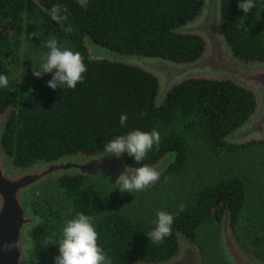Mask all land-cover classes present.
<instances>
[{
	"label": "trees",
	"instance_id": "1",
	"mask_svg": "<svg viewBox=\"0 0 264 264\" xmlns=\"http://www.w3.org/2000/svg\"><path fill=\"white\" fill-rule=\"evenodd\" d=\"M239 2L221 0L224 38L242 62L264 63V15L243 13ZM260 2L256 6L264 7ZM54 4L67 8L68 22L75 31L65 33L50 19L47 10ZM203 5L204 0H89L88 7L82 8L76 0H39V5L34 0H0V73L9 77V86L0 89V114L14 107L1 145L13 164L25 168L68 155L100 154L110 139L132 129H156L161 143L141 164L121 155L128 167L153 166L167 154H175V161L161 180L185 166L195 140L216 156L251 148L264 150V138L248 143L225 141L257 108L254 92L232 79L190 77L158 99L160 83L155 75L136 66L89 58L86 41L124 55L176 64L194 62L204 52L203 41L195 35L177 33L176 29L196 20ZM32 32L39 33L38 38L30 37ZM22 35L33 43L55 37L78 51L88 69L84 82L74 90H53L47 86L51 74L33 76L23 85L12 81L5 60L12 56ZM122 112L128 114L123 128L119 124ZM57 183L74 213L95 218L98 244L112 258V264L165 262L178 252L179 234L197 244L205 258L199 231L207 227L214 237L205 264H228L217 248L218 227L228 209L230 227L237 237L236 227L247 198V186L239 177L201 188L183 211L167 210L178 213L172 234L156 245L147 237L155 218L142 221L117 212L100 214L101 192L86 187L83 176L60 177ZM31 207L40 222L28 234L29 264H44L38 254L47 239L57 233L61 219L57 211L39 214L35 202ZM256 256L261 258L263 254Z\"/></svg>",
	"mask_w": 264,
	"mask_h": 264
},
{
	"label": "water",
	"instance_id": "2",
	"mask_svg": "<svg viewBox=\"0 0 264 264\" xmlns=\"http://www.w3.org/2000/svg\"><path fill=\"white\" fill-rule=\"evenodd\" d=\"M34 1L39 5V0ZM220 8L221 0H204L199 17L176 29L177 33L195 35L203 41L204 52L194 62L176 64L160 58L124 55L86 41L89 58L136 66L155 75L160 83L158 99L163 92L190 77L232 79L237 85L254 92L257 108L242 126L225 137V141L248 143L262 140L264 63H244L234 56L221 30ZM13 110L14 107H10L0 114V264H28L26 252L31 246L28 234L40 222L29 211L30 198L36 188L47 181H55L65 176H103L116 180L127 165L122 156L106 155L103 152L91 156L68 155L51 162H37L25 168L16 167L1 145ZM174 161L175 154L169 153L151 167L161 173V178ZM178 244V252L172 258L157 264H202L199 249L182 234L178 235ZM219 245L228 264H264L252 259L237 243L230 227L228 209L221 221Z\"/></svg>",
	"mask_w": 264,
	"mask_h": 264
},
{
	"label": "rangeland",
	"instance_id": "3",
	"mask_svg": "<svg viewBox=\"0 0 264 264\" xmlns=\"http://www.w3.org/2000/svg\"><path fill=\"white\" fill-rule=\"evenodd\" d=\"M260 1L264 2V0H257V2ZM249 13L251 16H263L264 7L256 6ZM43 40L33 43L26 35H22L19 38V44L14 46L12 56L5 60L10 79L18 85L27 84L33 78V69L37 68V64L46 51L42 47ZM59 42L69 46L65 42ZM230 177L241 178L247 186L246 204L236 227L237 237L233 235L247 255L264 262V150L262 149L251 148L216 156L200 140H195L185 166L178 171L170 172L164 179H159L146 190L132 194L120 192L118 189L110 191L115 187L113 184L116 180L103 176H85L84 185L101 192L100 214L117 212L133 220L149 221L156 218L158 211L180 208V205L185 206L201 188ZM33 202L39 214L48 211L58 212L61 221L55 234H59L64 221L75 214L57 180L42 184L36 188L30 198L29 211L40 220V216L32 211L31 203ZM220 228L221 224L218 227L216 240L219 254L224 260L219 245ZM212 236L209 227L199 231V237H201L199 242L204 249L205 258L200 247L195 245L199 249L202 264H205L211 254L209 243L212 244L214 237ZM26 253L29 264L31 258L28 250ZM258 253L263 254V257L258 258L256 256ZM58 254L57 244L48 243L41 249L38 258L44 264H54V258ZM206 263L209 264V262Z\"/></svg>",
	"mask_w": 264,
	"mask_h": 264
},
{
	"label": "clouds",
	"instance_id": "4",
	"mask_svg": "<svg viewBox=\"0 0 264 264\" xmlns=\"http://www.w3.org/2000/svg\"><path fill=\"white\" fill-rule=\"evenodd\" d=\"M76 3L82 8H87L89 0H76ZM256 5L257 0H240L238 3V7L245 14L256 8ZM47 15L60 26L63 32L71 33L76 30L68 22L66 7L54 4L47 10ZM29 35L32 38H38L39 33L32 32ZM42 47L46 51L38 69H33L34 77L41 78L43 75L51 74L47 86L53 90L57 88L74 90L79 83L84 82V74L88 69L78 51L70 46L62 45L55 37L44 39ZM8 86L9 77L0 73V89ZM127 121L128 114L122 112L119 115L120 126L123 128ZM160 143L161 135L158 130L132 129L110 139L104 145V152L106 155L116 157L125 155L131 157L135 164H141L150 151L154 148L158 150ZM160 175L159 171L147 164L135 168L125 166L124 171L113 184L115 187L110 191L118 189L120 192L131 194L143 191L158 181ZM183 207L180 205L179 211H183ZM176 214L163 210L156 213V218L152 221L153 226L147 234L153 244H162L172 234ZM48 243H55L58 246L59 254L54 258V264H112V258L98 244L95 218L83 212H76L71 218L66 219L60 233L49 237L45 244Z\"/></svg>",
	"mask_w": 264,
	"mask_h": 264
}]
</instances>
